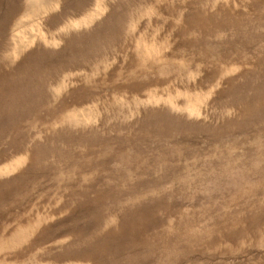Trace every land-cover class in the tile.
Here are the masks:
<instances>
[{
    "label": "rangeland",
    "instance_id": "rangeland-1",
    "mask_svg": "<svg viewBox=\"0 0 264 264\" xmlns=\"http://www.w3.org/2000/svg\"><path fill=\"white\" fill-rule=\"evenodd\" d=\"M0 264H264V0H0Z\"/></svg>",
    "mask_w": 264,
    "mask_h": 264
}]
</instances>
